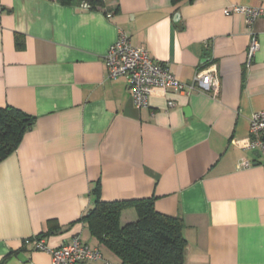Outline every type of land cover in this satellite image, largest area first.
Segmentation results:
<instances>
[{
  "label": "crops",
  "instance_id": "1",
  "mask_svg": "<svg viewBox=\"0 0 264 264\" xmlns=\"http://www.w3.org/2000/svg\"><path fill=\"white\" fill-rule=\"evenodd\" d=\"M101 2L0 0V107L35 120L0 161V264H50L32 237L49 248L78 237L102 256L83 264H116L81 221L97 185L103 201L153 197L180 218L183 264H264V164L245 148L264 110V18L223 13L264 0ZM121 34L186 85L212 60L219 95L156 91L135 108L127 79L105 73ZM136 219L129 208L120 224Z\"/></svg>",
  "mask_w": 264,
  "mask_h": 264
},
{
  "label": "trees",
  "instance_id": "2",
  "mask_svg": "<svg viewBox=\"0 0 264 264\" xmlns=\"http://www.w3.org/2000/svg\"><path fill=\"white\" fill-rule=\"evenodd\" d=\"M83 4L94 9L101 0H59L62 4ZM173 5L194 0H171ZM34 118L13 107H0V161L13 153ZM90 209L81 217L91 236L116 259V264H183L186 241L180 218L160 214L154 198L103 201L99 186L93 191ZM132 208L134 222L120 224V215Z\"/></svg>",
  "mask_w": 264,
  "mask_h": 264
},
{
  "label": "built area",
  "instance_id": "3",
  "mask_svg": "<svg viewBox=\"0 0 264 264\" xmlns=\"http://www.w3.org/2000/svg\"><path fill=\"white\" fill-rule=\"evenodd\" d=\"M225 16L243 15L247 25L264 18V7L231 6L223 11ZM208 49V44L204 43ZM258 50L255 37H251L246 52L245 67H249ZM107 79L124 77L128 82V92L132 104L137 109H144L153 92L188 94L201 92L208 94L213 99L219 95L220 82L216 64L210 60L199 68L190 85L179 81L163 63L152 60L148 51L141 46L132 45L130 38L121 34L118 40L109 47L103 58ZM173 102L168 106L172 107ZM249 142L247 150L257 151L264 164V110L252 114L249 124ZM247 161H242L239 167H249ZM24 244L32 250L43 251L50 255V264H83L101 260L98 247H88L80 243L78 237L57 248H49L42 239L32 237L24 240Z\"/></svg>",
  "mask_w": 264,
  "mask_h": 264
}]
</instances>
